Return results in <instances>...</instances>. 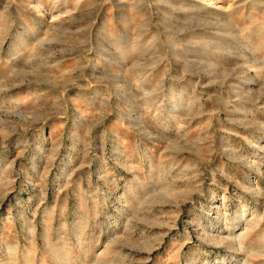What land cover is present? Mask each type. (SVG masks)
Returning <instances> with one entry per match:
<instances>
[{
    "label": "rangeland",
    "instance_id": "rangeland-1",
    "mask_svg": "<svg viewBox=\"0 0 264 264\" xmlns=\"http://www.w3.org/2000/svg\"><path fill=\"white\" fill-rule=\"evenodd\" d=\"M0 264H264V0H0Z\"/></svg>",
    "mask_w": 264,
    "mask_h": 264
}]
</instances>
